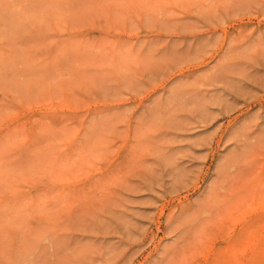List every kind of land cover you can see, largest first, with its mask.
I'll list each match as a JSON object with an SVG mask.
<instances>
[{
	"label": "rangeland",
	"instance_id": "obj_1",
	"mask_svg": "<svg viewBox=\"0 0 264 264\" xmlns=\"http://www.w3.org/2000/svg\"><path fill=\"white\" fill-rule=\"evenodd\" d=\"M0 264H264V0H0Z\"/></svg>",
	"mask_w": 264,
	"mask_h": 264
},
{
	"label": "bare ground",
	"instance_id": "obj_2",
	"mask_svg": "<svg viewBox=\"0 0 264 264\" xmlns=\"http://www.w3.org/2000/svg\"><path fill=\"white\" fill-rule=\"evenodd\" d=\"M232 64V63H231Z\"/></svg>",
	"mask_w": 264,
	"mask_h": 264
}]
</instances>
